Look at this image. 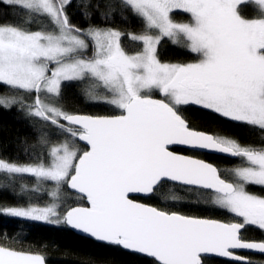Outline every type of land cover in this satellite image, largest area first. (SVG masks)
Listing matches in <instances>:
<instances>
[{"label": "snow or ice", "instance_id": "1", "mask_svg": "<svg viewBox=\"0 0 264 264\" xmlns=\"http://www.w3.org/2000/svg\"><path fill=\"white\" fill-rule=\"evenodd\" d=\"M71 3L0 0L24 17L0 23V85L12 93L0 95V107L18 106L35 140L27 145L24 139V161L0 152V190L39 191L50 198L40 206L29 197L26 204L0 206V213L79 230L152 258V264H205L207 254L234 264H264L238 254L264 256V239L241 235L246 226L264 233V194L249 191L250 185L264 189V0H78L86 27L71 23ZM249 6L250 17L241 11ZM177 10L187 22L173 19ZM128 12L141 23L138 33H128L131 42L142 44L134 54L110 23ZM95 17L100 23L92 22ZM164 38L198 59L162 63L158 46ZM65 82H80L88 100L118 114L69 110ZM156 92L162 98H154ZM198 110L258 132L262 143L199 129L186 115ZM177 145L239 163L221 169L177 154ZM28 178L35 183L30 186ZM168 181L196 189L205 202L240 221L184 215L134 198H151ZM65 185L87 206L63 209ZM0 264L46 260L0 242Z\"/></svg>", "mask_w": 264, "mask_h": 264}, {"label": "trees", "instance_id": "2", "mask_svg": "<svg viewBox=\"0 0 264 264\" xmlns=\"http://www.w3.org/2000/svg\"><path fill=\"white\" fill-rule=\"evenodd\" d=\"M77 2L78 0H72L71 5L67 8L69 18L72 24L86 27L87 22L80 14ZM241 11L249 17L253 14L250 6L242 8ZM173 18L177 20L189 19L187 14L176 12L173 14ZM20 19H24V17L19 15L16 9L0 4V23L17 22ZM92 22L100 23L99 17L93 18ZM110 23L112 27L118 28L124 34L122 44L129 54H134L135 51L142 48V44L131 42L128 36V33H138L141 29L139 19L131 12H128L126 17L117 14L115 21ZM31 27L36 30L39 25L32 24ZM158 59L162 63H189L194 62L198 57L186 48L175 45L164 38L158 46ZM83 87L84 85L80 82H65L63 104L66 108L89 115L118 114V110H113L110 106L88 100L82 90ZM4 94L12 95L4 86L0 85V95ZM154 96L156 99L160 97L158 93ZM186 115L199 129L218 135L235 137L241 143H262L258 132L249 133L247 128L234 126L232 122L204 110L189 111ZM26 137L28 138L27 145L35 143L32 138L30 122L26 121L18 106L11 109L0 107V152L12 158L19 155L21 161H24L23 149L26 145L23 141ZM200 157L221 169L232 168L239 163L237 159L212 154H202ZM28 183L31 186L35 181L33 178H28ZM44 187L49 188L51 184L46 182ZM249 191L264 194V189L260 186L250 185ZM15 192L20 193L19 184L16 185ZM78 196L65 185L62 197L66 202L62 205L63 209L86 206L87 201L78 199ZM29 197H31L32 203L40 206L50 202V198L44 192L13 195V189L9 188L6 191L0 190V206L26 204ZM172 197L176 199H172ZM134 198L163 210L175 211L184 215L224 222L240 220V218L218 209L210 202H205L196 189L171 182H167L163 191L157 192L151 198L148 196H135ZM241 235L246 240L259 241L264 239V233L255 226H246L241 231ZM0 242L25 251L40 253L48 264H152V258L80 236L69 227L8 217L2 213H0ZM251 258L264 260V256L251 255ZM205 264H234V262L211 257L205 258Z\"/></svg>", "mask_w": 264, "mask_h": 264}, {"label": "water", "instance_id": "3", "mask_svg": "<svg viewBox=\"0 0 264 264\" xmlns=\"http://www.w3.org/2000/svg\"><path fill=\"white\" fill-rule=\"evenodd\" d=\"M174 147H179V148H184V149H187L185 146H179V145H177V146H174ZM174 151V150H173ZM176 152V151H175ZM177 154H180V155H188V154H183V153H180V152H176ZM206 154H209V153H206ZM212 155H218V154H212ZM189 156H192V155H189ZM218 156H221V155H218ZM193 157H195V158H199V159H203V158H200V157H196V156H193ZM224 157V156H223ZM231 159H234V158H231ZM203 160H205V159H203ZM206 162H209V161H207V160H205ZM209 163H211V162H209ZM168 182H171V181H168ZM171 183H174V184H178V185H181V184H179L178 182H171ZM184 186V185H183ZM190 187V186H189ZM70 191H72V192H74V193H76L75 192V190H72V189H70V188H68ZM76 194H78V193H76ZM79 195V194H78ZM135 196H147V195H145V194H134V197ZM138 201V200H137ZM138 202H140V203H144V202H141V201H138ZM146 204V203H145ZM149 205V204H148ZM87 206V205H86ZM150 206H152V205H150ZM76 207V206H75ZM200 218V217H199ZM208 219H210V218H208ZM216 220V219H215ZM220 221V220H219ZM221 222H224V221H221ZM226 223H228V222H226ZM70 228V227H69ZM73 232H75L76 234H78V235H80V236H84V237H87V238H90V239H93V238H91V237H89V236H87L86 234H84V233H82V232H80L79 230H75V229H72V228H70ZM126 251H129V250H126ZM129 252H132V251H129ZM241 252H243V251H241ZM32 253H37V252H32ZM133 253H135V252H133ZM249 253V252H248ZM37 254H40V253H37ZM137 254H139V253H137ZM40 255H42V254H40ZM140 255H143V254H140ZM43 256V255H42ZM145 256V255H144ZM147 257V256H146ZM206 257H215V258H220V259H226V260H230L229 258H225V257H219V256H216L215 254H207L206 255ZM46 264H48L47 262H46Z\"/></svg>", "mask_w": 264, "mask_h": 264}, {"label": "flooded vegetation", "instance_id": "4", "mask_svg": "<svg viewBox=\"0 0 264 264\" xmlns=\"http://www.w3.org/2000/svg\"><path fill=\"white\" fill-rule=\"evenodd\" d=\"M201 130H203V129H201ZM174 149H177V150H174ZM172 150H174V151H176V152H180V153H183V154H188V155H192V156H196V157H200V155H202V154H206V153H199V152H192V151H190V150H188V149H184V148H179V147H173V149ZM201 158V157H200ZM178 185V184H177ZM181 186H183V185H181ZM186 187H189V186H186ZM192 188V187H191ZM201 218V217H200ZM240 221V220H239ZM239 221H237V222H239ZM243 230V229H242ZM241 230V231H242ZM238 254H240V255H244V256H250L251 257V255H253L252 253H248V252H239ZM257 256H260V255H257ZM205 258H211V257H205Z\"/></svg>", "mask_w": 264, "mask_h": 264}, {"label": "rangeland", "instance_id": "5", "mask_svg": "<svg viewBox=\"0 0 264 264\" xmlns=\"http://www.w3.org/2000/svg\"><path fill=\"white\" fill-rule=\"evenodd\" d=\"M176 13H182V12H180V11H176ZM178 17H181V16H178ZM174 19V18H173ZM176 22H187V20H177V19H174ZM88 55H91V50H89V52H88ZM170 63V62H169ZM173 63H175V62H173ZM156 93H158V92H156ZM156 93H153V97H155L154 95L156 94ZM159 94V93H158ZM159 96H160V94H159ZM160 98H162L161 96L159 97V99ZM46 223V222H45Z\"/></svg>", "mask_w": 264, "mask_h": 264}]
</instances>
